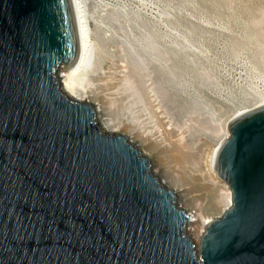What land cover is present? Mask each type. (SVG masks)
I'll list each match as a JSON object with an SVG mask.
<instances>
[{"label":"water","instance_id":"95a60500","mask_svg":"<svg viewBox=\"0 0 264 264\" xmlns=\"http://www.w3.org/2000/svg\"><path fill=\"white\" fill-rule=\"evenodd\" d=\"M78 52L70 0H0V264H264V105L227 123L230 204L196 244L150 161L61 92Z\"/></svg>","mask_w":264,"mask_h":264},{"label":"rangeland","instance_id":"374dc122","mask_svg":"<svg viewBox=\"0 0 264 264\" xmlns=\"http://www.w3.org/2000/svg\"><path fill=\"white\" fill-rule=\"evenodd\" d=\"M81 1L94 22H112L104 33L91 32L92 45L119 65L111 116L141 122L161 117L189 145L199 141L208 160L228 121L264 94V0ZM140 34L164 59V78L146 60L139 67L132 63L127 47ZM216 180L223 203L203 220L220 217L230 197Z\"/></svg>","mask_w":264,"mask_h":264},{"label":"bare ground","instance_id":"6f19581e","mask_svg":"<svg viewBox=\"0 0 264 264\" xmlns=\"http://www.w3.org/2000/svg\"><path fill=\"white\" fill-rule=\"evenodd\" d=\"M70 1L79 52L73 65L61 67L59 70L58 78L61 92L69 100L92 105L97 123L103 133L125 137L128 144L136 148L141 156L150 161L152 175L159 179L162 187L174 192L177 207L182 210L186 209V213L190 217L187 233L191 240L198 241L202 229L210 222L208 217L204 220L203 218L214 213L215 208L220 205L222 200V196H220L221 187L216 180L212 161L216 148L228 135L227 130L216 143L209 159L206 160L203 157L199 141L192 140L193 143L189 145L183 137H180L181 135L173 134L172 128L169 129L163 119H160L161 117H156L155 120L148 122H141L140 118H130L132 115L129 118L111 116L108 105L116 101L115 98L118 96H115L114 89H116L117 81H119V65L110 64L101 52L92 45L91 41L94 34L91 32L93 28L96 34L97 31L101 33L102 30L104 31L103 28L110 26L112 22L108 18H104L100 20L103 25L101 26L94 22L95 19L92 15L87 14L85 4L81 0ZM127 48L133 64L139 67L146 60L149 66L151 65L156 73L164 78L166 72L163 65L164 59L155 56L154 51H157V47L148 35L140 34L132 46ZM258 97L259 99L254 100L248 108L246 107L231 119L263 106L264 94ZM227 199L224 210L230 204V197Z\"/></svg>","mask_w":264,"mask_h":264}]
</instances>
